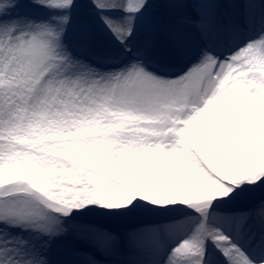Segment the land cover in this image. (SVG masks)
Returning a JSON list of instances; mask_svg holds the SVG:
<instances>
[{"label": "snow or ice", "instance_id": "1", "mask_svg": "<svg viewBox=\"0 0 264 264\" xmlns=\"http://www.w3.org/2000/svg\"><path fill=\"white\" fill-rule=\"evenodd\" d=\"M0 264H264V0H0Z\"/></svg>", "mask_w": 264, "mask_h": 264}, {"label": "rangeland", "instance_id": "2", "mask_svg": "<svg viewBox=\"0 0 264 264\" xmlns=\"http://www.w3.org/2000/svg\"><path fill=\"white\" fill-rule=\"evenodd\" d=\"M87 0H81V3H86ZM81 11H85L84 9H82Z\"/></svg>", "mask_w": 264, "mask_h": 264}]
</instances>
